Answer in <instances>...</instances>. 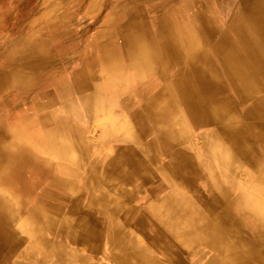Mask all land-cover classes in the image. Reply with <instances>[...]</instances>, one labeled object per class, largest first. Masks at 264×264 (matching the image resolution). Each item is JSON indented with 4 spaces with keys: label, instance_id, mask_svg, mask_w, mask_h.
Wrapping results in <instances>:
<instances>
[{
    "label": "bare ground",
    "instance_id": "bare-ground-1",
    "mask_svg": "<svg viewBox=\"0 0 264 264\" xmlns=\"http://www.w3.org/2000/svg\"><path fill=\"white\" fill-rule=\"evenodd\" d=\"M0 264H264V0H0Z\"/></svg>",
    "mask_w": 264,
    "mask_h": 264
},
{
    "label": "rangeland",
    "instance_id": "rangeland-1",
    "mask_svg": "<svg viewBox=\"0 0 264 264\" xmlns=\"http://www.w3.org/2000/svg\"><path fill=\"white\" fill-rule=\"evenodd\" d=\"M78 55V54H77ZM77 55H72V57H77Z\"/></svg>",
    "mask_w": 264,
    "mask_h": 264
}]
</instances>
